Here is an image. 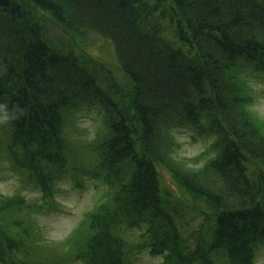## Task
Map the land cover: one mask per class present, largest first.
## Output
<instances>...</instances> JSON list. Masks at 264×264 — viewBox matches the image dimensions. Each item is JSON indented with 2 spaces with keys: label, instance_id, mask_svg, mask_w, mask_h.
Listing matches in <instances>:
<instances>
[{
  "label": "trees",
  "instance_id": "trees-1",
  "mask_svg": "<svg viewBox=\"0 0 264 264\" xmlns=\"http://www.w3.org/2000/svg\"><path fill=\"white\" fill-rule=\"evenodd\" d=\"M45 18L73 37L111 38L126 80L50 41ZM252 75L264 77V0H0V165L43 197L0 193V264H132L145 248L160 264H255L264 118L248 109ZM90 113L101 123L78 152L76 122ZM188 125L212 133L217 149L194 170L172 151L174 131ZM65 174L101 180L110 194L52 244L34 213L55 207ZM189 212L205 221L184 236ZM123 224L145 226L141 242L128 247Z\"/></svg>",
  "mask_w": 264,
  "mask_h": 264
},
{
  "label": "rangeland",
  "instance_id": "rangeland-1",
  "mask_svg": "<svg viewBox=\"0 0 264 264\" xmlns=\"http://www.w3.org/2000/svg\"><path fill=\"white\" fill-rule=\"evenodd\" d=\"M47 26V34L50 41L65 49H75V52L86 51L93 56L106 62L113 70L117 78L124 82L126 80L116 50L111 38L101 36L97 32L88 31L84 36L73 37L56 26L50 19H44ZM253 87L254 98L248 103L249 111L258 119L264 118V77L252 75L249 77ZM77 131L74 132L75 140L79 141L74 148L79 152L86 149V140L91 138L95 129L100 125L101 120L95 113L81 114L77 119ZM210 132H200L197 128L188 125L177 128L174 133L175 145L173 148L174 158L184 164L188 169H197L215 157L217 149L213 145L214 136ZM85 141V142H84ZM176 141L178 145L176 146ZM77 152V154H78ZM73 163V162H72ZM11 163L1 162L0 165V193L15 194L21 193L26 198L42 202V190L35 184L27 183L23 174L11 168ZM161 178L165 187L175 195H182L180 185L174 180L171 172L164 166H159ZM73 176V175H72ZM65 174L57 181V186L53 191V198L56 205L53 208L45 207L34 213L39 223L44 238L50 243H59L71 233L79 224L85 213L104 200L110 194V187L101 180L82 176V181L74 176ZM108 192V193H107ZM184 205L186 201L182 202ZM201 205V202L198 201ZM205 217V216H204ZM194 212H189L183 220L182 232L188 236L190 231L204 224L205 218ZM145 226L129 227L122 225L117 229V233L127 243L128 247L141 242L142 232ZM189 242H194L189 240ZM62 250V248L60 247ZM64 250V249H63ZM132 264H160L163 260L161 255H154L150 248L136 251L132 256ZM63 264H83L78 259L65 261ZM255 264H264V244L260 247L256 256Z\"/></svg>",
  "mask_w": 264,
  "mask_h": 264
}]
</instances>
